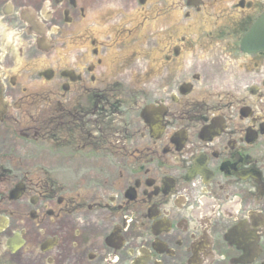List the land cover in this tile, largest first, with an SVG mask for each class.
<instances>
[{
	"label": "flooded vegetation",
	"instance_id": "obj_1",
	"mask_svg": "<svg viewBox=\"0 0 264 264\" xmlns=\"http://www.w3.org/2000/svg\"><path fill=\"white\" fill-rule=\"evenodd\" d=\"M263 17L0 0V264H264Z\"/></svg>",
	"mask_w": 264,
	"mask_h": 264
},
{
	"label": "rangeland",
	"instance_id": "obj_2",
	"mask_svg": "<svg viewBox=\"0 0 264 264\" xmlns=\"http://www.w3.org/2000/svg\"><path fill=\"white\" fill-rule=\"evenodd\" d=\"M134 14H135V13H134ZM130 24L132 25V24H135V23H133V21H132ZM93 25H95V21H93Z\"/></svg>",
	"mask_w": 264,
	"mask_h": 264
},
{
	"label": "water",
	"instance_id": "obj_3",
	"mask_svg": "<svg viewBox=\"0 0 264 264\" xmlns=\"http://www.w3.org/2000/svg\"><path fill=\"white\" fill-rule=\"evenodd\" d=\"M264 23V22H263ZM260 24H262V23H260Z\"/></svg>",
	"mask_w": 264,
	"mask_h": 264
}]
</instances>
